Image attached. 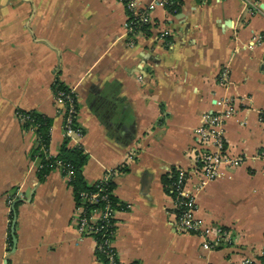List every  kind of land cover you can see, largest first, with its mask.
Returning a JSON list of instances; mask_svg holds the SVG:
<instances>
[{
	"label": "crops",
	"instance_id": "1",
	"mask_svg": "<svg viewBox=\"0 0 264 264\" xmlns=\"http://www.w3.org/2000/svg\"><path fill=\"white\" fill-rule=\"evenodd\" d=\"M181 1L132 37L122 0H0V264H99L67 175L39 178L38 136L18 109L52 119L50 154L66 137L84 148L89 184L114 181L122 264H264V0ZM57 80L77 96L69 134ZM228 103L223 153L241 161L201 184L195 129ZM179 169L194 218L227 233L215 249L179 224L165 181Z\"/></svg>",
	"mask_w": 264,
	"mask_h": 264
},
{
	"label": "built area",
	"instance_id": "2",
	"mask_svg": "<svg viewBox=\"0 0 264 264\" xmlns=\"http://www.w3.org/2000/svg\"><path fill=\"white\" fill-rule=\"evenodd\" d=\"M127 8L132 14L128 13V21L126 27L129 34L132 37H135L139 33H142L140 30L135 28V25L153 23L151 12L157 6L166 7L168 0H156L154 3H151L146 6H139L138 0H122ZM159 40H163L168 43L167 31L161 29L157 35ZM56 100L59 104H62L64 112L66 114V133H72L77 129L73 128L71 123L73 117L77 114V107L75 105V99L70 94L63 90H58L56 94ZM234 107L228 103L225 104L222 108L216 109L207 113H204L202 116L201 124L195 129V140L200 149V155L197 156V160L200 163L199 170L201 171L202 180L201 184L205 182L204 178H213L218 174L219 165L222 162H228L230 164H238L241 159L237 158H227L224 151V125L226 120L233 114ZM186 171L184 169H179L177 172V179L173 182L174 190L177 193L176 208H182L178 215V221L181 228L185 231H197L203 237V246L206 249H215L219 244L223 243L227 237L226 231L220 226H210L203 225L197 221L193 216L194 211V200L192 197L187 195L185 192V181H186ZM70 179V175L66 174ZM204 177V178H203ZM106 181V180H102ZM99 196L98 192L91 194V200H97ZM107 195L104 194L103 198H106ZM78 214L76 217V223L78 230L84 234L89 235L94 238V233L100 231L103 228V225L98 223L99 219L115 218L116 212L112 209L106 207L105 209H97L89 217L83 215V207L78 206ZM95 239V238H94ZM96 242V240H95ZM111 254V262H114V258ZM239 264H262L260 261L245 257Z\"/></svg>",
	"mask_w": 264,
	"mask_h": 264
},
{
	"label": "trees",
	"instance_id": "3",
	"mask_svg": "<svg viewBox=\"0 0 264 264\" xmlns=\"http://www.w3.org/2000/svg\"><path fill=\"white\" fill-rule=\"evenodd\" d=\"M181 0H168L167 9L176 13L181 9ZM128 13L132 14L129 10ZM135 28L142 33L151 34L153 23H142L135 25ZM54 91L57 94L58 90H63L70 93L75 99V105L78 109V101L76 94L71 91L63 82L57 80L53 85ZM65 108V107H64ZM17 114L23 121L25 128H33L38 136V144L33 149L32 158L39 159V178L45 179L46 175L54 168L59 167L65 174L70 175L69 185L71 186L78 206L83 207V215L91 216L97 209H105L108 207L113 211L125 210L127 205L121 202L114 194L115 183L111 179L106 181H97L89 184L83 174V167L88 160V154L82 146L70 145V139L66 137L60 146L59 152L55 155L49 153L50 128L52 119L47 115L37 111H27L18 109ZM66 120V114H65ZM72 127L77 129L78 122L76 116L73 117ZM177 172L171 178L165 181L166 183L174 182L177 179ZM98 192L97 200H91V194ZM106 194L107 197L103 198ZM173 196L177 198V193L174 190ZM182 208H176V212L180 213ZM98 223L103 225V228L94 233L96 240V255L99 264H122L118 257V252L114 246V240L117 228V219L107 218L99 219ZM113 255L114 262H111L110 255Z\"/></svg>",
	"mask_w": 264,
	"mask_h": 264
}]
</instances>
